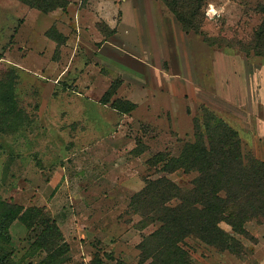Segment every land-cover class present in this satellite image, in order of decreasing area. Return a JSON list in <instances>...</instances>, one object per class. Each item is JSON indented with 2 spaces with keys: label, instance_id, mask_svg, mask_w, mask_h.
Here are the masks:
<instances>
[{
  "label": "rangeland",
  "instance_id": "obj_1",
  "mask_svg": "<svg viewBox=\"0 0 264 264\" xmlns=\"http://www.w3.org/2000/svg\"><path fill=\"white\" fill-rule=\"evenodd\" d=\"M66 1L42 13L0 0V229L13 207L36 208L59 233L6 221L9 264H139L156 225L143 226L130 198L147 179L190 183L148 161L194 141L201 106L264 162V59L240 48L264 0H205L189 33L159 0ZM220 227L241 252L188 240L195 264H264V219L245 225L254 241Z\"/></svg>",
  "mask_w": 264,
  "mask_h": 264
},
{
  "label": "trees",
  "instance_id": "obj_2",
  "mask_svg": "<svg viewBox=\"0 0 264 264\" xmlns=\"http://www.w3.org/2000/svg\"><path fill=\"white\" fill-rule=\"evenodd\" d=\"M42 13L64 10L66 0H18ZM175 17L185 33L198 32L202 24L205 0H159ZM262 20L241 51L264 59V6ZM50 31L47 36L51 37ZM125 106L129 102L112 103ZM118 110V109H117ZM193 119V142H187L177 157L157 153L149 161L152 168L162 164L165 175L181 171L192 175L188 185L180 186L167 176L145 180L144 187L130 198L129 208L141 217L143 226L156 225L138 245L139 264H195L187 241L196 242L219 252L240 253L241 242L220 227L225 224L235 235L250 241L245 225L264 219V162L244 152L238 132L207 107L199 108ZM3 217L0 236V264H9L12 251L6 249L5 225L13 220L27 223L38 220L44 226L45 237L59 236L56 225L47 221L36 208H15ZM12 208V209H13ZM8 224V223H7ZM31 226V224H30ZM3 241V240H2Z\"/></svg>",
  "mask_w": 264,
  "mask_h": 264
}]
</instances>
